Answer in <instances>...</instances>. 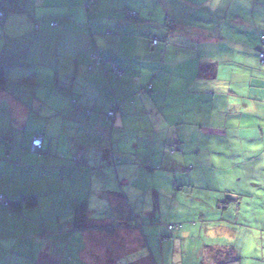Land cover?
I'll return each instance as SVG.
<instances>
[{
    "label": "crops",
    "instance_id": "obj_1",
    "mask_svg": "<svg viewBox=\"0 0 264 264\" xmlns=\"http://www.w3.org/2000/svg\"><path fill=\"white\" fill-rule=\"evenodd\" d=\"M0 10V193L38 195L33 209L0 204L9 264H25L21 253L38 248L55 264L69 263L67 254L71 264H153L138 227L74 234L72 209L86 203L105 225L131 213L144 221L164 212L159 198L174 194L171 180L189 264H264V0H3ZM95 50L104 64L90 69ZM116 104L112 126L105 114ZM37 132L41 155L29 151ZM38 209L47 222L37 223ZM162 224L152 232L169 233ZM58 226L68 233L61 241ZM120 232L140 247L105 249ZM100 240L102 258H89ZM209 245L233 246L239 258L215 257Z\"/></svg>",
    "mask_w": 264,
    "mask_h": 264
},
{
    "label": "trees",
    "instance_id": "obj_2",
    "mask_svg": "<svg viewBox=\"0 0 264 264\" xmlns=\"http://www.w3.org/2000/svg\"><path fill=\"white\" fill-rule=\"evenodd\" d=\"M0 2H3V0H0ZM1 11V10H0ZM132 10L128 11V14H130ZM5 13V12H4ZM39 24H37L38 26ZM52 26H56L58 25V22L56 20L51 22ZM157 39V44L155 46H158L161 43V40H159V38L155 37L152 38V43L153 40ZM260 41L262 43H264V35L260 36ZM264 52H261L260 54V60L261 63L264 64L262 62V58L261 55H263ZM104 64V59L103 56L101 54V52L99 50H95L92 53V63L88 66L90 69L96 66H103ZM112 71L117 73L119 72V69L114 66L112 68ZM5 80V73L3 72V70L0 68V88H2L3 83ZM134 81H138L139 77H135L133 78ZM147 88L149 90H151L153 88V83L149 82L147 84ZM142 94L141 92L135 93L131 96H129L128 101L132 104V105H136L137 103V96H140ZM74 102H76V100L74 99ZM118 104H116L114 107H112L106 114V119L107 121L113 126L114 122H115V116L117 114L118 111ZM114 111V115H110V112ZM35 137H41L42 138V146L41 147H37L35 148L33 146V141L35 139ZM43 143H44V133L43 132H37L36 135L34 136V138L32 139V142L29 146V151L33 154H43L44 152V147H43ZM178 150V148L176 146H173L172 148L168 149L169 152H176ZM58 157L64 159L65 155L64 154H58ZM73 161L77 162V163H81V158H79V156L73 157L72 159ZM160 165H158L159 167ZM164 168V167H163ZM162 168V169H163ZM0 196H3L5 198V202L0 200V204L7 207L8 210L10 211V213L12 212H20L23 204H25L27 207L29 208H35L38 205V195L36 194H27L24 195L22 197H20L19 199H10L7 196H5L4 194L0 193ZM184 211L180 212V216L182 217L181 219H183L185 213H183ZM72 215H73V221H72V226H71V233L73 231L74 234H77L79 231H87V230H108V232H113L115 231L116 228H121L123 227H138L139 230H141V232H143V245L141 246V250L145 251V253H149V256L151 257V259H153V264L155 262V258H154V251H153V247L154 244L153 242L155 241V239L157 238V235L155 233L152 232L151 230V225H149V218H147L146 220L142 221L139 219L138 216H136L134 213L129 214L128 216H123L120 220H118V222L116 223L117 225L114 224H104V223H100L98 220L97 221H93L92 219H90L88 217V208L86 206V203H82L78 206H75L72 209ZM102 221V220H101ZM178 222L176 223H163L162 225L165 226L169 231H173L175 229H181L186 223L187 221L184 220H177ZM115 222V221H114ZM113 222V223H114ZM147 222V223H146ZM154 225V224H153ZM161 225V224H160ZM158 223H156V227L160 226ZM155 226V225H154ZM122 227V228H123ZM34 229H32L30 232H33ZM79 234V233H78ZM162 236V235H160ZM167 237H163L162 236V240H166ZM26 236H24L23 238H20L21 242H27L25 241ZM30 239H33V235L30 236ZM19 242V243H21ZM23 243L22 245H16L14 246V248H12L13 254H16L15 252L19 253L21 252V250H23ZM64 246H66V244H64ZM224 250H229L230 252H233L234 255V260L238 259L239 256L235 250V248L233 246H206V251L213 254L215 257H219L220 254L224 251ZM4 252V250H3ZM71 253V252H69ZM22 255L26 256V262L25 264H55V262H50V261H46L44 260L45 258H41V253H40V248H38V251H32L29 253H21ZM9 257L11 258V256L9 255ZM161 260H164V256L162 255L160 257ZM62 260L67 261L69 260V263L67 262L66 264H71V254H67L65 255V258L62 257ZM9 259L5 256L4 253L0 254V264H9ZM65 263V262H63ZM124 263V262H123ZM217 262H212V264H216ZM72 264H84L82 262H76L73 261ZM183 264H189V260L186 259V261H183Z\"/></svg>",
    "mask_w": 264,
    "mask_h": 264
},
{
    "label": "rangeland",
    "instance_id": "obj_3",
    "mask_svg": "<svg viewBox=\"0 0 264 264\" xmlns=\"http://www.w3.org/2000/svg\"><path fill=\"white\" fill-rule=\"evenodd\" d=\"M237 10V9H236ZM238 11V10H237ZM0 25L2 24V21H0ZM259 61L261 63V60L259 58ZM262 64V63H261ZM264 65V64H262ZM238 89H240L238 86H236ZM3 107H6L5 104H0V112L1 109H3ZM7 109V107H6ZM8 111V110H7ZM1 120H2V115L0 113V126L1 124ZM177 147V146H176ZM166 178V176H164ZM164 181H166L168 183V181L166 179L159 181V185H162L164 183ZM140 185V182H137ZM170 185L173 187L172 190H170ZM167 190V194L168 193H174L175 195L182 197L178 192L174 191V187L175 184L173 183V181L171 180L170 183L168 184ZM133 188V187H132ZM174 194H171L170 197H160L159 199H161L162 201V205L164 206V212L159 211V213L155 214L154 216H150L149 218V225H155L156 223H158L159 225L162 223H176L178 222L177 220L180 218V209L182 207L181 205V200L177 197H175ZM152 198V200L155 198H157L156 196L154 197L153 195L150 196ZM153 209H155L153 207ZM37 215H38V222L37 223H45L48 220L49 214L46 211H43V214L41 213V210L38 209L36 211ZM53 215V214H52ZM70 216V214H66V216L62 217L63 220L66 219V217ZM56 225H58V221L55 220ZM55 225V224H54ZM40 227H42L43 231H46L49 228V223L45 226L43 224H40ZM180 229H175L173 231H169V233L163 232L162 235L163 237H167L166 240H162V236L157 235V238L155 239V241L153 242L154 247H153V251H154V258H155V262L154 264H183V261H186L187 257L186 255L184 256V250H186V245L184 244V237H179V231ZM53 232L55 234V237L58 238L57 241H61L60 239H62V237H64V234L62 232V229L58 227H54L53 228ZM125 235V232H120L117 236H111V238H107L105 240H103V243L105 245V249L107 247H113L115 248L117 246V249L120 248L121 250H123V252H127V251H135L138 247H140V243L136 242L134 243L132 240H128L126 237L124 236H119V235ZM66 236L68 235L65 234ZM126 236V235H125ZM116 237V238H115ZM102 240L99 241V243H95L91 246H89L88 250L86 251L87 256L90 257H94V256H99L100 258H102L103 254L105 253L103 251V244H101ZM2 245V244H1ZM2 251L0 250V253ZM90 252V253H89ZM188 253H192V252H188ZM164 256V260H161L160 257ZM11 258H16L15 256L10 255ZM99 258V259H100ZM134 264H149L148 262L144 261V260H140Z\"/></svg>",
    "mask_w": 264,
    "mask_h": 264
},
{
    "label": "built area",
    "instance_id": "obj_4",
    "mask_svg": "<svg viewBox=\"0 0 264 264\" xmlns=\"http://www.w3.org/2000/svg\"><path fill=\"white\" fill-rule=\"evenodd\" d=\"M131 14L134 15L135 12H132ZM0 16H2V13L0 14ZM153 42L156 45L157 44V39H154ZM261 58H262V62L264 63V54L261 55ZM110 115L113 116L114 115V111H111L110 112ZM33 146L35 148L41 147L42 146V138L41 137H35V139L33 141ZM0 200L3 201V202H5V198L3 196H0Z\"/></svg>",
    "mask_w": 264,
    "mask_h": 264
},
{
    "label": "clouds",
    "instance_id": "obj_5",
    "mask_svg": "<svg viewBox=\"0 0 264 264\" xmlns=\"http://www.w3.org/2000/svg\"><path fill=\"white\" fill-rule=\"evenodd\" d=\"M132 12H135V14L132 15V14H131ZM1 13H2V16H0V21H3L4 18H5V13H4L3 10L0 11V14H1ZM129 15L136 17V16H137V12L132 10V11L130 12ZM38 28H39V25L37 26V29H38ZM152 44L155 45L154 42H153Z\"/></svg>",
    "mask_w": 264,
    "mask_h": 264
}]
</instances>
